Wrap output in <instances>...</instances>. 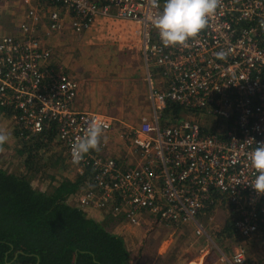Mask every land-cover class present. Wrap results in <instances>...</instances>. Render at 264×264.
Wrapping results in <instances>:
<instances>
[{
	"label": "built area",
	"instance_id": "obj_1",
	"mask_svg": "<svg viewBox=\"0 0 264 264\" xmlns=\"http://www.w3.org/2000/svg\"><path fill=\"white\" fill-rule=\"evenodd\" d=\"M23 4L18 32L0 36V108L10 111L1 115L13 131L18 126L29 135L57 123L56 142L77 176L92 171L91 184L72 203L89 216L100 210L130 226L141 225L146 214L170 228L192 226L212 244L202 220L226 203L233 235L241 241L231 255L217 246L219 262L252 264L246 245L264 240V195L249 184L255 173L248 159L264 143V0H219L207 26L177 46L163 45L152 25L162 0ZM101 18L130 23L147 71L151 114L119 136L139 153L134 165L94 150L79 163L71 159V147L93 119L105 125L102 148L109 146L118 119L76 107L80 83L63 68L55 70L47 42L69 30L82 36ZM171 104L183 108L175 121L163 119ZM205 251L200 249L204 257Z\"/></svg>",
	"mask_w": 264,
	"mask_h": 264
},
{
	"label": "rangeland",
	"instance_id": "obj_2",
	"mask_svg": "<svg viewBox=\"0 0 264 264\" xmlns=\"http://www.w3.org/2000/svg\"><path fill=\"white\" fill-rule=\"evenodd\" d=\"M17 1L23 9L21 18L23 19L25 11L23 0ZM21 19L16 21V26L19 25ZM128 23L121 20L109 22L102 19L82 36L73 34L69 30L64 34L61 33V36L58 35L59 37L57 34L52 36L47 42L53 47L54 54L51 64L54 65L55 70H59L62 66L79 81L80 97L87 105L82 109L104 112L118 119L115 131L117 139L130 127H139L143 115L151 114L148 85L144 74L147 71H145L141 53L131 47L137 41L132 37L131 26ZM136 72L140 75L132 78ZM1 130L9 135V140L0 146V165L5 166L9 171H18L21 168V161L16 154L17 138L14 137L11 124L3 115H0ZM49 153V158L43 160L46 166L33 179V185L36 188L48 189L59 179L66 177L75 179L77 176L75 167H71L68 163L64 147L51 149ZM217 205L219 206L214 207L207 216H204L205 218L211 216L212 220H202L205 221L207 232L214 242L207 257H202L210 263L219 262L220 252L217 246L224 253L231 255L233 248L241 241L234 236L220 237L230 216L226 203ZM94 215L99 221L106 219L102 218L103 216L97 211ZM144 219L145 221L139 226H130L124 220H122L123 225H119L123 228L122 237L135 264H164L165 262L192 264L193 260L196 261L201 257L202 253L198 252L196 247L202 245L203 242L201 237L195 234L192 226L180 227L177 230L175 227L169 228L168 232L163 228V224L156 222L149 214H146ZM148 241H151L150 245L145 243ZM166 243H170V247L165 248ZM250 245L246 246L248 252L249 247L251 248L250 254L253 255L255 245ZM158 252L165 253L167 260L158 258ZM149 259L152 263H148Z\"/></svg>",
	"mask_w": 264,
	"mask_h": 264
},
{
	"label": "trees",
	"instance_id": "obj_3",
	"mask_svg": "<svg viewBox=\"0 0 264 264\" xmlns=\"http://www.w3.org/2000/svg\"><path fill=\"white\" fill-rule=\"evenodd\" d=\"M182 110L171 104L163 119L175 121ZM58 131L55 122L38 135L14 129L21 168L12 172L0 165V264H132L124 238L109 230L111 216L99 221L72 203L91 184L90 169L75 180L59 179L48 189L33 185L49 151L59 147ZM233 232L228 219L220 237H232Z\"/></svg>",
	"mask_w": 264,
	"mask_h": 264
},
{
	"label": "clouds",
	"instance_id": "obj_4",
	"mask_svg": "<svg viewBox=\"0 0 264 264\" xmlns=\"http://www.w3.org/2000/svg\"><path fill=\"white\" fill-rule=\"evenodd\" d=\"M218 4L219 0H165L161 12L153 17L152 25L163 45H183L207 26ZM218 56L222 58L224 53H218ZM104 127L95 119L89 123L86 135L71 147L74 164L79 163L84 154L98 148ZM8 140L9 135L0 131V146ZM248 159L255 173L249 184L257 195H264V143L256 144Z\"/></svg>",
	"mask_w": 264,
	"mask_h": 264
},
{
	"label": "crops",
	"instance_id": "obj_5",
	"mask_svg": "<svg viewBox=\"0 0 264 264\" xmlns=\"http://www.w3.org/2000/svg\"><path fill=\"white\" fill-rule=\"evenodd\" d=\"M22 16H23V9L20 7L18 1L16 2V0H0V36L5 34V33H11V34L16 33L18 31V26L15 25L16 21L20 20L22 18ZM100 20H102V18L99 19L98 22ZM128 24H130V23H128ZM64 33L65 32H63V34ZM58 35L61 36V34H57V36ZM131 47L133 49L136 48L135 50L136 51L138 50L140 52L139 44L136 43L134 46H131ZM141 57H142V55H141ZM60 67L63 68L62 66H60ZM64 71H67V70L64 68ZM116 71H124V70H116ZM143 73L141 75H143ZM144 74L146 75V73H144ZM139 75L140 74L138 72H136L134 74V77H132V78H135V76H139ZM130 79H131V77H130ZM145 82H147V81L145 80ZM80 95H81V92L79 93V98L77 100L76 107H78L79 109L86 108L85 106H87V105H85L86 103L83 102V100L81 99ZM0 115H1V110H0ZM100 144L101 143L99 142L98 148L96 150H94V151L98 152L100 154H103V156L116 158L120 163H122V166L123 165L124 166H128L130 164L134 165L140 160L139 153L135 152L132 149V147H129V145L127 143H125L122 140V138L118 137V139H117V135H115L113 133L111 134L110 142H109V146L108 147L102 148L100 146ZM123 148H125V150H123ZM76 178H77V176L75 177V179ZM70 179L71 180H75L74 178H71V177H70ZM96 211L99 212L103 216L102 218H104V219L107 216H111L109 214H105L103 211L93 210L91 217L92 216L95 217L94 213ZM95 218H98V217H95ZM204 219L211 220V219H209V217H207V218L204 217ZM107 223H108V226L110 228L109 229L110 231H112L114 233H117V234H119L121 236L123 235L121 233L123 228H121L119 226V225H123L122 220L111 216V220H110V217H109V222H107ZM163 226H164L163 228H165L167 231L170 228L167 224H163ZM153 233L150 234V235L152 236ZM164 240H168V239H164ZM201 241L203 242V243H201L202 245H200L199 247H196V248H198V252L200 251L201 248H205V250H206L205 252L209 253L210 249H211V246H212V243L211 242L208 243L207 237H204V238L201 237ZM145 243L147 245H150L151 241H148V243L147 242H145ZM248 244L249 245L252 244L253 246L255 245L253 247V249H254L253 251H255V253L253 255L250 254V249H251L250 247H249V252H248L249 257L252 260V264H264V240L261 243L252 242V243H248ZM256 244H258V245H256ZM164 247L165 248L170 247V243H166L164 245ZM157 257L160 258L161 260H167L166 257H165V253L158 252ZM202 257H203V255H201V257L199 259H197L196 261L193 260L192 264H214V263L215 264H220L219 262L210 263V262L206 261V258L202 259ZM157 259H155V260H157ZM151 261L152 260L149 259L148 263L151 262ZM132 264H135L134 260H132ZM164 264H169V263L165 262Z\"/></svg>",
	"mask_w": 264,
	"mask_h": 264
}]
</instances>
